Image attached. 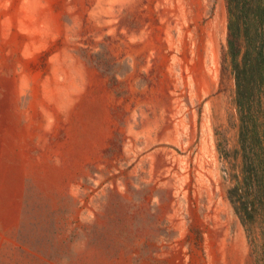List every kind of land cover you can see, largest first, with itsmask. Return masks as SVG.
Masks as SVG:
<instances>
[{
  "label": "rangeland",
  "instance_id": "374dc122",
  "mask_svg": "<svg viewBox=\"0 0 264 264\" xmlns=\"http://www.w3.org/2000/svg\"><path fill=\"white\" fill-rule=\"evenodd\" d=\"M226 39V0H0V264H255Z\"/></svg>",
  "mask_w": 264,
  "mask_h": 264
},
{
  "label": "trees",
  "instance_id": "16d2710c",
  "mask_svg": "<svg viewBox=\"0 0 264 264\" xmlns=\"http://www.w3.org/2000/svg\"><path fill=\"white\" fill-rule=\"evenodd\" d=\"M223 61L234 78L237 146L227 196L243 225L255 264H264V0H226ZM231 156V157H230Z\"/></svg>",
  "mask_w": 264,
  "mask_h": 264
}]
</instances>
